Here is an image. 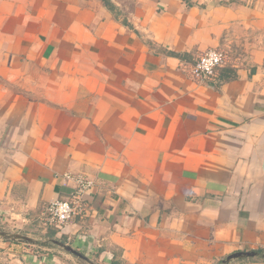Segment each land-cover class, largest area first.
Returning a JSON list of instances; mask_svg holds the SVG:
<instances>
[{
    "label": "crops",
    "instance_id": "1",
    "mask_svg": "<svg viewBox=\"0 0 264 264\" xmlns=\"http://www.w3.org/2000/svg\"><path fill=\"white\" fill-rule=\"evenodd\" d=\"M78 173L57 236L84 264H264V0H0V223L31 229ZM43 249L0 258L82 263Z\"/></svg>",
    "mask_w": 264,
    "mask_h": 264
},
{
    "label": "built area",
    "instance_id": "2",
    "mask_svg": "<svg viewBox=\"0 0 264 264\" xmlns=\"http://www.w3.org/2000/svg\"><path fill=\"white\" fill-rule=\"evenodd\" d=\"M229 62V55L223 48L213 47L204 51L194 64L189 66L190 76L198 81L205 82L217 77L220 70ZM65 182L73 183V191L67 198L50 201L42 214L41 223L47 227L63 230L78 215L87 209L86 196L96 182L90 176L66 174Z\"/></svg>",
    "mask_w": 264,
    "mask_h": 264
},
{
    "label": "rangeland",
    "instance_id": "3",
    "mask_svg": "<svg viewBox=\"0 0 264 264\" xmlns=\"http://www.w3.org/2000/svg\"><path fill=\"white\" fill-rule=\"evenodd\" d=\"M50 228H52V227H47L44 224H42L41 222L36 223L35 226L32 224L31 229H27V228H24L21 226L12 225V223H0V232L21 233V234L30 236L33 239L32 243H28V242L25 243L22 241L12 240L9 238H3L2 236H0V253L5 254V255L10 253V254H12L11 257L13 259H18L19 254L17 252L15 253L12 250L14 248H20V250H23V249L27 250L28 249V252L30 251V253L31 252L35 253L37 250H41V248H44L43 250H47V248H50V249L55 250L56 252L57 251L61 252L65 256L75 258L76 260H78L79 262H82L84 264L82 259L78 258L77 256H75L72 253L67 252L62 246L51 243L50 238L46 237L47 232L51 230ZM54 239H58L61 242L68 244L65 240H63L62 238H60L58 236H56ZM48 242H50V243H48ZM18 243H19V245H16ZM43 244H48V246H43ZM6 251L9 253H6ZM3 262H5V261L1 260V258H0V264H3ZM82 263H80V264H82Z\"/></svg>",
    "mask_w": 264,
    "mask_h": 264
},
{
    "label": "water",
    "instance_id": "4",
    "mask_svg": "<svg viewBox=\"0 0 264 264\" xmlns=\"http://www.w3.org/2000/svg\"><path fill=\"white\" fill-rule=\"evenodd\" d=\"M0 236H2L3 238H9L12 240H18V241H22L25 243H32L33 239L30 236L21 234V233H6V232H0ZM54 242L60 246H62L67 252L72 253L76 256H80L83 257V255L78 252L75 248H73L71 245L63 243L59 240H54ZM256 253L255 252H237L234 254H231L230 256H228L227 260L225 261V263L233 260V259H238V258H244V257H251V256H255Z\"/></svg>",
    "mask_w": 264,
    "mask_h": 264
},
{
    "label": "trees",
    "instance_id": "5",
    "mask_svg": "<svg viewBox=\"0 0 264 264\" xmlns=\"http://www.w3.org/2000/svg\"><path fill=\"white\" fill-rule=\"evenodd\" d=\"M229 71L228 70H223L222 71V74H223V76H225V77H227V79H231V78H234L235 76L231 73V71H230V73H228ZM51 230L50 231H48L47 232V234H46V237L47 238H50V241H51V243H54V244H56L55 242H54V240H58V239H54L56 236H57V233L58 232H60V230L59 229H57V228H50ZM63 240H65L63 237H61ZM60 241V240H59ZM48 243H50V242H48ZM58 245V244H57ZM43 246H48V244H43ZM112 264H116V262L114 263H112Z\"/></svg>",
    "mask_w": 264,
    "mask_h": 264
}]
</instances>
